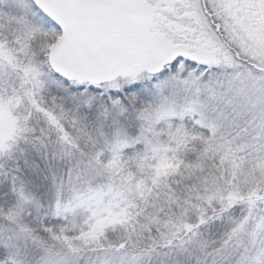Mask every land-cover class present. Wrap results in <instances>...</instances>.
<instances>
[{"label": "snow or ice", "instance_id": "snow-or-ice-1", "mask_svg": "<svg viewBox=\"0 0 264 264\" xmlns=\"http://www.w3.org/2000/svg\"><path fill=\"white\" fill-rule=\"evenodd\" d=\"M0 264H264V0H0Z\"/></svg>", "mask_w": 264, "mask_h": 264}]
</instances>
